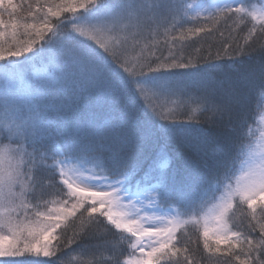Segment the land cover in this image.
Returning a JSON list of instances; mask_svg holds the SVG:
<instances>
[{
  "label": "snow or ice",
  "instance_id": "obj_1",
  "mask_svg": "<svg viewBox=\"0 0 264 264\" xmlns=\"http://www.w3.org/2000/svg\"><path fill=\"white\" fill-rule=\"evenodd\" d=\"M22 10L0 0V264H199L201 243L217 264H264V128L246 117L253 97L264 107V0ZM228 21L242 43L207 57L239 65L222 77L183 42ZM161 39L167 56L155 55ZM254 44L261 58L250 64ZM90 98L108 114L89 113ZM201 120L207 129L192 136ZM170 146L199 160L174 169ZM73 244L76 255L63 251Z\"/></svg>",
  "mask_w": 264,
  "mask_h": 264
},
{
  "label": "trees",
  "instance_id": "obj_2",
  "mask_svg": "<svg viewBox=\"0 0 264 264\" xmlns=\"http://www.w3.org/2000/svg\"><path fill=\"white\" fill-rule=\"evenodd\" d=\"M15 3L18 5L23 6L22 11L17 12L18 17H24L27 15L28 11V4L35 3V0H15ZM7 13H5L6 15ZM4 15V16H5ZM7 16V15H6ZM218 30H215L212 34H201L200 36L192 37L191 39L184 41V55L188 56L191 55L192 57L202 56L204 57V60L201 62H207L210 64L217 65V67L214 69L215 72H217L222 77H228L231 76L238 68L239 65L233 63V61L229 60L226 55L223 56V59L221 60H209L208 52L211 51L212 55L215 56L217 51L219 50L223 55V48L222 45L225 41H227L229 44L232 45L231 48L228 49L229 54H233L236 51V44L237 42L242 43V35L243 33H237L233 31V25L231 21H228L227 23L221 22L218 26ZM246 31V29H245ZM223 33L224 35L221 36L220 33ZM175 47H180V42H175ZM161 48V50H160ZM253 48L256 50L251 53V56L244 57V60L247 63L250 64H257L260 61V52L257 45H253ZM170 49V45H166L163 43V40L161 39V42L156 46L155 48V55L156 56H167ZM197 49H199V53H197ZM233 59H240L239 56L233 55ZM87 105V111L91 114H95L98 117H103L108 114V109L103 104H98L95 98H90L86 100ZM263 108L258 101L256 97H253L251 100V103L248 106V110L246 113L247 121L250 126L255 124L257 122V118L263 113ZM141 114L143 115V109H141ZM178 121H184L186 118L183 116H180L177 118ZM208 125L204 123L203 120H201V123L199 125H193L192 128L189 130L192 136H196L201 133L202 130L207 129ZM171 156H172V165L174 169H182L183 164L185 160L190 159L193 161H198L199 157L194 152H188L185 149H179L177 150L175 146H170ZM158 150V145L153 143L150 147L147 149L146 153V161L151 162V159L154 155V153ZM58 181V177H57ZM78 223V222H77ZM60 230H58L59 232ZM67 235L70 237L72 235V228L69 227ZM195 239V237H193ZM101 239L106 241H114L116 239L115 235L109 234L106 236L101 237ZM99 241L97 239H90V240H83L78 241V244H88V245H94L97 244ZM78 245L73 244L70 247L64 248L63 251L66 253H70L72 255H76ZM193 255L196 260L199 261V264H217V258L212 257L210 258L207 253L204 252L202 243L198 245H193ZM58 255L60 253H57ZM105 256H110L111 251H105ZM126 258V256L124 257ZM20 259V258H16ZM40 259H55L48 258V257H41ZM73 264H76V261H73Z\"/></svg>",
  "mask_w": 264,
  "mask_h": 264
},
{
  "label": "rangeland",
  "instance_id": "obj_3",
  "mask_svg": "<svg viewBox=\"0 0 264 264\" xmlns=\"http://www.w3.org/2000/svg\"><path fill=\"white\" fill-rule=\"evenodd\" d=\"M6 15L4 16L5 21H7L9 19L8 15L7 16ZM20 39H23V37L21 36ZM160 50H161V48H160ZM262 118H264V108H263V113L257 118V122L251 126L253 132H255L257 134H258V130L260 128H264V122H262ZM238 166H239V162H237V167ZM0 259H4V258H0Z\"/></svg>",
  "mask_w": 264,
  "mask_h": 264
}]
</instances>
